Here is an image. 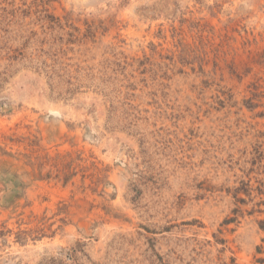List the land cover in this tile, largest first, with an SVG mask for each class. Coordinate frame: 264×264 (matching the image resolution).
I'll return each mask as SVG.
<instances>
[{
	"label": "rangeland",
	"instance_id": "1",
	"mask_svg": "<svg viewBox=\"0 0 264 264\" xmlns=\"http://www.w3.org/2000/svg\"><path fill=\"white\" fill-rule=\"evenodd\" d=\"M0 264H264V0H0Z\"/></svg>",
	"mask_w": 264,
	"mask_h": 264
}]
</instances>
